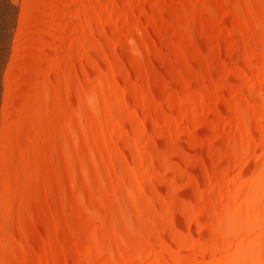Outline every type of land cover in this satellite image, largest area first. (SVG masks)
<instances>
[{"label": "bare ground", "instance_id": "obj_1", "mask_svg": "<svg viewBox=\"0 0 264 264\" xmlns=\"http://www.w3.org/2000/svg\"><path fill=\"white\" fill-rule=\"evenodd\" d=\"M5 88L0 264H264V0H24Z\"/></svg>", "mask_w": 264, "mask_h": 264}, {"label": "rangeland", "instance_id": "obj_2", "mask_svg": "<svg viewBox=\"0 0 264 264\" xmlns=\"http://www.w3.org/2000/svg\"><path fill=\"white\" fill-rule=\"evenodd\" d=\"M24 0H0V137L3 127L5 77L14 59Z\"/></svg>", "mask_w": 264, "mask_h": 264}]
</instances>
